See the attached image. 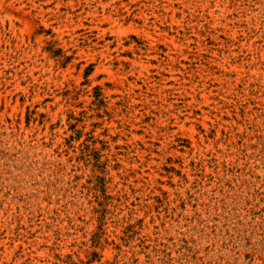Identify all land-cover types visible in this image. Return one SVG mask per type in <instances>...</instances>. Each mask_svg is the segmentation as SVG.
<instances>
[{
	"label": "rangeland",
	"instance_id": "374dc122",
	"mask_svg": "<svg viewBox=\"0 0 264 264\" xmlns=\"http://www.w3.org/2000/svg\"><path fill=\"white\" fill-rule=\"evenodd\" d=\"M0 264H264V0H0Z\"/></svg>",
	"mask_w": 264,
	"mask_h": 264
}]
</instances>
